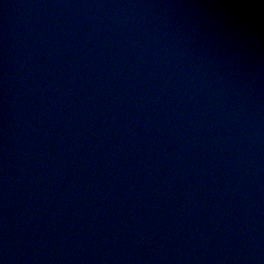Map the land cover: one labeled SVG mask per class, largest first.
<instances>
[{"label":"water","instance_id":"95a60500","mask_svg":"<svg viewBox=\"0 0 264 264\" xmlns=\"http://www.w3.org/2000/svg\"><path fill=\"white\" fill-rule=\"evenodd\" d=\"M0 264H264V0H0Z\"/></svg>","mask_w":264,"mask_h":264}]
</instances>
